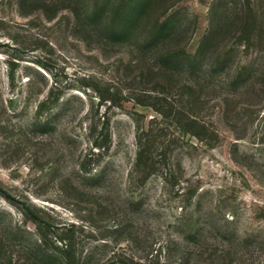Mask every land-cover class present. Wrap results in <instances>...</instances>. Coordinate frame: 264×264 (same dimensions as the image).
<instances>
[{"label": "rangeland", "instance_id": "rangeland-1", "mask_svg": "<svg viewBox=\"0 0 264 264\" xmlns=\"http://www.w3.org/2000/svg\"><path fill=\"white\" fill-rule=\"evenodd\" d=\"M108 2L0 0V264H262L264 0Z\"/></svg>", "mask_w": 264, "mask_h": 264}, {"label": "trees", "instance_id": "trees-1", "mask_svg": "<svg viewBox=\"0 0 264 264\" xmlns=\"http://www.w3.org/2000/svg\"><path fill=\"white\" fill-rule=\"evenodd\" d=\"M38 1L45 7L54 3V0H19V4H26L27 2L29 5H32ZM107 1L109 2L105 4L106 6L103 7V11L101 13L99 12L97 15L96 11H93L91 16L94 18H97L98 16V20L101 22L103 20V28L110 30L113 36L125 33H130L132 35L138 24H142L145 27L144 30L146 34L144 36V42H149L155 46L158 45V43L162 45L161 43H163V41H165L169 36L167 31L164 32L166 22L161 20L157 16L158 12H156L159 8L158 6H163L166 3V0H139V5L131 11L127 10L129 4H125V0ZM50 16L51 15L46 18L50 19ZM80 17H82V15L77 17V21L79 20V23L82 21ZM151 22H153L154 25L152 24L150 30L146 27V25ZM153 26H156L158 29L155 27L156 30L154 31V29H152ZM159 49H161V47H159ZM42 103L43 102L39 104V107ZM57 252L60 255V259L50 253L42 252V256L50 257V260L47 263H43V260H41L42 264H81V258H79L78 255L75 257L70 244H64L61 248L57 249ZM225 254H228L230 257L229 264H245L246 258L242 254L231 253L229 249ZM225 254L219 255V264L224 263ZM262 264H264V262Z\"/></svg>", "mask_w": 264, "mask_h": 264}]
</instances>
